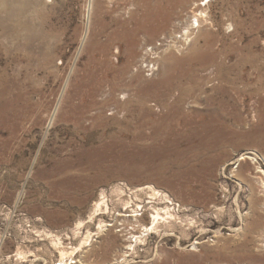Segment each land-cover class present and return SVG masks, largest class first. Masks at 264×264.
Masks as SVG:
<instances>
[{
	"label": "rangeland",
	"instance_id": "374dc122",
	"mask_svg": "<svg viewBox=\"0 0 264 264\" xmlns=\"http://www.w3.org/2000/svg\"><path fill=\"white\" fill-rule=\"evenodd\" d=\"M194 1L0 0V264H53L102 221L75 259L264 264V0H212L164 64ZM103 196L113 209L87 221ZM120 197L144 225L153 207L174 217L122 225Z\"/></svg>",
	"mask_w": 264,
	"mask_h": 264
},
{
	"label": "bare ground",
	"instance_id": "6f19581e",
	"mask_svg": "<svg viewBox=\"0 0 264 264\" xmlns=\"http://www.w3.org/2000/svg\"><path fill=\"white\" fill-rule=\"evenodd\" d=\"M183 1L184 0H175L174 4L175 5L177 4L178 6H180V4ZM197 1L192 2L193 8H192L191 12L189 14H187L186 21L184 22L185 26L182 27L183 32L181 31L182 32L181 35L179 37L174 36L173 39H175V40H174L173 44L172 45L170 44L165 48L166 50L164 51L165 53H164V56L162 57L164 64H166L167 62L170 61V57L174 56L173 54L175 51H180L181 50L180 47H183L184 45H187L192 41L193 37L195 36L193 34L194 29L196 28L198 31L201 24L205 21V18H206V13H205L206 8L205 7L208 6L212 0H200L199 3H197ZM203 1H206V2H203ZM177 168H178V171L176 173V178L179 181L182 179H186L187 181H189L192 178L191 172H187L184 175L180 171V169L182 168L181 163L178 164ZM237 175L241 177L242 173L240 170H237ZM246 179L247 178H245V177H241V180L239 179V182L243 183ZM262 185L264 186V180L262 181ZM146 189H148L149 192H146V193L150 195L149 198L152 201L158 199L157 195L160 193V191L151 185L140 187L135 191H145ZM250 189L252 190V188H250ZM135 196L137 198L138 194H135ZM165 198H166V196L161 197V199H164V200H165ZM120 201L123 202V204H122V206H124L122 209L123 212H118V214L116 215V220H118V217H123L122 218V221H123L122 225L123 224H127V226L133 225L132 228H134V224H135L134 222H136L137 224L139 223L138 226L142 227L144 230L152 231V230L157 228V226L160 224L161 219L166 220L167 218H173L174 217V214L171 212L170 206H167L166 205L167 203H166L165 204L166 206H164V207H153V210L150 213V217H149V224L144 225L143 223H140V221L143 220L142 217L144 215V212H141V211L143 210L144 206L141 203L134 202L133 198H129V199L125 198L124 199V198L120 197ZM166 202H172V200H167ZM172 204H173V202H172ZM112 209L109 207V204L107 203V201L105 200V197L103 196L94 203L93 211L91 214H89L87 221H92L93 217L98 216L100 214L110 213ZM249 209L251 210V207ZM247 214L241 216L243 218V220H244V218L247 217ZM165 215H166V217H164ZM102 222L103 223L102 224L100 223V225L98 226L99 231L93 232L91 234V232H89V230H87L86 234L82 237V239H80L78 245L70 247V250L55 247L58 250V254H59L58 261H63V262H65V264H73V263L74 264H89V263H85V262L81 261V258L75 259V257L77 256V252L79 250L80 251L82 250V247H84L86 249L91 248L93 241H96V240H93V238L95 236L99 237L100 235L105 233V231L108 230L109 226H111V223H104L105 221H102ZM80 223H81V227H82L84 225V222L80 221ZM127 226H125V227H127ZM242 228L243 227H241L239 229H242ZM129 234L130 235L128 237L129 238L128 243H127L126 247L124 248V250H122V254L120 257L126 256L128 254V252L131 250L133 251L135 249V244L137 243V241H141L140 235L134 234L131 231L129 232ZM47 237H49V236H47ZM259 237L261 238L260 242L262 244H264V229L262 230V232L259 233ZM58 239H59V243L63 246V243L59 237H58ZM196 244H198V242H196ZM0 245H1V239H0ZM15 256H16V259L20 260L21 262L28 261L26 259V256L24 258V256L21 255V253H15ZM81 256H82V254L79 255V257H81ZM34 260H36V259L30 260L31 264H35ZM118 262H119L118 258H115L112 263H106V264H116Z\"/></svg>",
	"mask_w": 264,
	"mask_h": 264
},
{
	"label": "built area",
	"instance_id": "2783aa9c",
	"mask_svg": "<svg viewBox=\"0 0 264 264\" xmlns=\"http://www.w3.org/2000/svg\"><path fill=\"white\" fill-rule=\"evenodd\" d=\"M159 44V45H158ZM152 44L144 46L143 56L138 60L139 71L143 73L144 76L151 78L157 72L158 68V57H159V47L161 43ZM69 262V261H68ZM53 264H65L63 261H57Z\"/></svg>",
	"mask_w": 264,
	"mask_h": 264
}]
</instances>
